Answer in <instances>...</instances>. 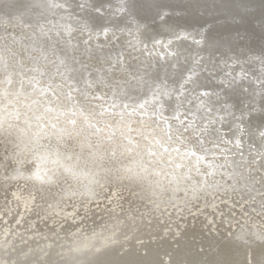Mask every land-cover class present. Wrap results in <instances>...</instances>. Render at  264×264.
<instances>
[{
	"label": "rangeland",
	"instance_id": "374dc122",
	"mask_svg": "<svg viewBox=\"0 0 264 264\" xmlns=\"http://www.w3.org/2000/svg\"><path fill=\"white\" fill-rule=\"evenodd\" d=\"M39 1L9 0L8 5L0 4V43H2L0 44V93H2L0 95V161L7 162L4 170L0 169V200H7L8 206H11L10 210H7L0 204V249L6 247L5 245L17 247L23 244L28 249L31 247L45 248L55 242L59 246L64 243L79 244L96 235L97 231L99 237L102 233H107L101 237V239H106L109 234L114 233L111 230V223L115 222V218L117 221L125 217L128 221H131L133 217H136L135 220L137 217L138 219L145 217L144 221L151 220L145 222L147 224L157 220L161 232L167 233L166 236L170 233V240L177 237L178 232L182 230L185 225L183 219H188L190 222L197 220L200 224L204 221L206 225L204 224L202 229H205V232L213 233L217 229L227 236L230 235L228 232L230 227L231 229L236 228L245 222L252 221L251 224L259 227L260 232L264 234L263 214L255 212L250 219L247 217L248 213L242 209V203L224 206V201L214 199L210 194L213 191L205 192L206 190L201 191L195 188L197 192L195 189L189 191L187 188L191 181L190 177L201 175L202 165H206L207 162L214 165L215 174L221 175L226 168L225 170L232 175L235 167L226 163L225 157L223 162L219 160L223 159V156L235 158V161L240 163L236 165L238 172L235 173V176L239 177V170H243L244 162L248 163L244 167L253 169L254 161L261 160L259 156L253 159L248 156L244 161L240 151L233 152L228 144L226 149L223 148L225 137L219 135L220 128H222L220 122L215 124L206 120L204 124L187 118L191 116L190 111L194 110H192L194 102V106L198 103V109L206 108V104L211 102L208 96L199 95L202 90L195 89V86L199 89L203 88L204 84L199 80L202 76L180 75L184 80L180 78L182 82L176 94L183 98L184 105L174 104L178 102L175 100L178 98L174 95L168 99L172 103V108L155 105L154 99L158 96V91L146 78L155 77V67H153L155 63L159 67L167 63L163 62L161 56L150 53V51H148L149 55L145 51L141 54L128 43L129 38L125 37L112 43V50L108 52L106 51L107 45L98 39L89 42L79 28L71 32V29L66 28L68 24L54 23L46 19L41 11H33L35 4ZM48 1L63 5L62 0ZM16 7L30 11L32 19H26L21 12L16 10ZM21 18L22 23L19 21ZM25 22L28 27H23ZM13 25L16 26L12 27ZM27 28L28 35H26ZM74 41H78L81 46L76 48ZM113 52L119 55L118 60L114 62L109 60ZM165 79L155 81L161 86H169V88L174 86L168 80L169 78ZM48 80L49 83H47ZM191 83H193L191 90L193 93L190 95V91H185L189 89ZM36 84L41 86L38 85V87ZM35 91L38 96L42 94L39 99L36 98ZM47 95L50 97L45 100L44 96ZM78 96L82 98L78 99ZM135 97H140V99L137 98L139 101ZM51 98L56 99L53 101ZM9 100L15 101L16 114L14 116L9 115L13 110L8 104ZM68 107L74 108L75 112L77 110L82 113L69 114ZM97 109L105 112L107 116V118L101 117L99 123L96 117L99 114ZM53 111L59 115V126L68 132V135L53 142L55 147L61 145V149L56 151L59 159L53 165V167L58 165L56 171L45 167L47 161L41 158V153L47 156L52 151L54 152L50 146L45 148L43 145L53 137L45 135L51 129L48 119H51ZM41 116L47 119H38ZM67 117H69L68 121ZM112 117L117 118L118 121H113ZM81 119L89 120L88 122L92 123L91 126H80L79 120ZM193 129L194 131L203 130V135L209 133L207 138L212 137L209 141L210 148H207L205 143L193 141L189 136L182 134L186 130ZM174 133L176 135H173ZM164 135L169 142L175 140L181 144V152L177 149L178 146L173 149H164L160 146V149L155 148V151H145L146 147L151 146L153 142L157 145L159 141L164 140ZM184 145H189V150H184ZM234 149L240 150V148ZM261 150V153H264V150ZM252 155H254L253 152ZM208 158L212 162L208 161ZM202 160H204L203 163H200ZM188 162L194 166L186 168ZM147 163L149 165H146ZM262 165L264 167V164ZM247 170L245 172L249 173ZM257 172L260 173V169ZM167 174H171L174 180L167 182L164 179ZM262 174L264 173L257 177H261ZM143 176H146L147 181H144ZM10 178L12 181L9 180ZM129 179H134L136 182L132 183ZM153 183L157 184L153 187L147 186ZM215 197L220 196L216 194ZM102 230L106 231L101 232ZM163 264L168 263L164 260Z\"/></svg>",
	"mask_w": 264,
	"mask_h": 264
},
{
	"label": "bare ground",
	"instance_id": "6f19581e",
	"mask_svg": "<svg viewBox=\"0 0 264 264\" xmlns=\"http://www.w3.org/2000/svg\"><path fill=\"white\" fill-rule=\"evenodd\" d=\"M8 1L9 0H0V4L8 5ZM62 2L63 5H58L48 0H40L35 4L34 9H32L33 11L35 10V12L41 11L46 19L52 20L54 23H60V25L68 24L66 28L71 29V32L79 28L85 35V38H88L87 40L89 42L98 39L104 45H107L108 49L106 51L108 52L112 50V43L119 38L125 37L129 38L128 43L140 51L141 54L144 53V51L146 53L150 51V53L161 56L163 62H167L161 64L160 67L159 65H155V63L153 65V67H155V77L146 78L147 81L152 84V87L156 88L158 91V96L156 94L155 96L157 97L154 99L155 105H163L172 108V103H170L168 99L173 95L178 98L175 99L178 100V102L176 101L174 104L180 103L184 105L185 102H183V98H181L179 94H176V92L179 91L182 82L181 79H183L180 75L188 76L189 74H196V77L197 75L202 76V79L199 80L204 84L203 88L199 89L195 86V89L198 91L202 90L199 92V95L201 97L208 96L207 98H209L211 102L206 104V108L198 109L199 106H197L198 103L197 100H195L197 104H195V106V102L193 105L191 104L192 110H194H189L192 112L190 118L187 116L185 117L193 122L198 120L200 123L204 124H206V120L209 121V123L213 122L215 124L220 122L222 128H220L221 131H219V135H224L226 138L223 139V148L228 144L233 152L240 151L241 158H244V161L248 156L250 159L259 156L261 160L254 161L255 165L252 167L253 169L244 167L248 165L247 162H244L243 170H239V177L235 176V173L238 172L237 166L240 165V163H237L235 158L223 156V159L219 160L223 162L225 157V162L235 167V172L234 174L232 173V175L225 170L226 168L221 175H218L219 173L215 174L216 169L214 165L207 162L206 165L203 164V167L201 166L203 168L200 172L201 175L198 174V176L193 178L190 177V185L188 184L187 188L189 191L195 188L201 189V191L206 190L205 192L213 191L210 192V194L213 195L214 199L224 201V206L242 203V209L248 213L247 217H250V219H252L251 215H255V212L256 214L260 213L264 215V174L259 178L257 177V175L264 173V167L262 165L264 164V153H261V149L264 150V0H62ZM16 10L21 12L26 19H32L30 11L25 9L20 10L17 7ZM69 18L70 20H68ZM19 21L22 23V18ZM69 21H71V23H69ZM14 26L16 25L12 27ZM26 26L28 27V24H26V22L23 23V27ZM26 31V35H28V28ZM29 37H26V39H29ZM74 42L76 43V48L81 46L78 41ZM20 45L24 46L22 44ZM32 48H34V46ZM118 56L119 55L113 52L110 54L109 60L114 62L118 60ZM107 67L110 66L107 65ZM113 67H115V65H113ZM37 70H39V68ZM119 74L121 75V73ZM162 77L169 78L168 80L171 81V84L173 83L172 86H174L169 88V86L165 87L159 85L155 80H166ZM47 83H49V80ZM126 86L128 87V85ZM116 87L119 86L116 85ZM189 89L185 92L190 91L191 95L193 93L191 91L193 89V83L190 84ZM36 95L37 92L35 91V96ZM41 95L40 93V96L37 95L36 98L39 99ZM49 97V95L44 96V99L47 100ZM81 98L82 97L78 96V99ZM135 98L137 101L140 99V97ZM55 99H53V101ZM191 101L189 102L192 103ZM51 106L54 107V105ZM68 108L67 111L69 114L82 113V111L77 110L75 112L74 108ZM97 113L100 114L96 116L98 117L97 123L100 122L101 117L107 118L105 112L98 111L97 109ZM209 114L210 116H208ZM68 118L69 117L66 118L67 121ZM112 119L113 121H118L115 117H112ZM88 121L89 120L81 119L79 120V125L91 126L92 123ZM95 126L96 124L94 127ZM194 129L186 130L182 134L189 136L193 141L205 143L206 147L210 148L209 146H211V144L209 141L212 137L208 136L209 138H207L209 133L203 135V130L197 129L194 131ZM211 130L213 131L214 128L212 127ZM173 135L176 134L174 133ZM61 138H63V136ZM163 138L164 140L159 141L157 145L153 142L151 146L146 147L145 151H155L154 149H160V146L164 149H173L178 146L177 149L179 151L182 150L181 144H178L177 141L175 142L174 140V142H169L166 135H164ZM53 142H57L55 136L49 138L43 145H45V148L50 146L54 152L60 150L61 145L55 147ZM184 146V150H189V145ZM202 146H204V144H202ZM234 148H240V150H235ZM252 152L254 155L251 156ZM202 156L204 157V155ZM179 157L184 156L181 155ZM184 158L187 159L186 157ZM213 160L215 161V159ZM203 161L204 160L200 163H203ZM208 161H210V159ZM146 165L149 164L147 163ZM6 166V161H0V169L4 170ZM190 166L193 167L194 165L188 162L186 168ZM246 169H248L247 171L249 173L245 172ZM258 169H260V173L257 172ZM93 174L94 173H92V175ZM143 179L147 181L146 176H143ZM164 179H166L167 182H171L174 180V177L171 176V174H167ZM9 180L12 181L11 178ZM133 180L134 179H129L132 183L136 182ZM160 180L163 182L162 179ZM154 184L157 183L147 184V186L153 187ZM159 184L160 186L163 185L162 183H158V185ZM158 185L156 186L157 188ZM214 191L220 197H215L216 194ZM0 204L2 207H5V209L10 210L11 206H8L7 200H0ZM221 207L222 206H220V208ZM135 218L133 217L131 221L126 220L128 219L126 217L123 220L119 219L117 221L115 218V222H110L112 224H110L112 229L107 227L114 233L111 232L112 234H109L110 237L108 236L106 239L102 238L104 240H102L101 237H104L103 235L107 233H102L99 237L97 231L96 235H94V233V236L90 237L87 241L85 240L86 242L82 241L83 243L79 244L68 243L70 245H67L64 243L59 246L57 242H55L45 248L31 247L28 249L23 244L17 247L5 245L6 247L0 249V264H163L164 260L168 264H264V234L260 232L261 229L259 227L251 224L252 221L245 222L240 226L236 225V228L231 229L230 227L228 229L230 235L227 236L225 233L217 231V229H215L216 232L213 233L205 232V229H202V226L205 224L204 221L200 224L197 220H192L190 222L188 219H183L185 225L182 230L178 232L177 237H172L173 239L170 240V233L166 236L167 233L161 232V227L156 222V219V221L147 224L145 222L149 220L144 221L145 217H142L143 219H138L137 217L136 220ZM105 231L106 230H102L101 232Z\"/></svg>",
	"mask_w": 264,
	"mask_h": 264
},
{
	"label": "clouds",
	"instance_id": "9594fccd",
	"mask_svg": "<svg viewBox=\"0 0 264 264\" xmlns=\"http://www.w3.org/2000/svg\"><path fill=\"white\" fill-rule=\"evenodd\" d=\"M2 95V93H0ZM8 104L11 106L13 109L9 115L14 116L16 114V108H15V101L14 100H9ZM31 107V106H28ZM40 120L47 119V117H38ZM48 123L51 125V129L45 133V135H52L55 136L57 140L60 139L62 136L68 135V132L65 130V128L60 127V120H59V115L55 111L51 113V119H48ZM54 129L55 131H52ZM41 158L45 159L47 163L44 165L45 167L52 168V171H56L58 168V165L56 167H53L55 165L56 161L59 159V154L58 152H52L49 153L47 156H45L43 153H41Z\"/></svg>",
	"mask_w": 264,
	"mask_h": 264
}]
</instances>
